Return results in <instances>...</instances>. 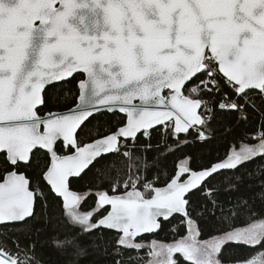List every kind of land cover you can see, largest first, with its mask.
<instances>
[{"label": "snow or ice", "instance_id": "1", "mask_svg": "<svg viewBox=\"0 0 264 264\" xmlns=\"http://www.w3.org/2000/svg\"><path fill=\"white\" fill-rule=\"evenodd\" d=\"M74 73L87 77L79 82L77 108L38 115L45 85ZM193 77L198 84L184 95L182 89ZM165 89L170 91L162 95ZM253 90L264 100V0H0V151L19 167L21 162L28 165L33 149L46 150L51 163L44 179L62 197L67 217L85 233L101 226L116 230V243L125 249L145 247L135 238L160 229L161 217H187L186 195L207 178L264 157V131L254 137L257 144L233 149L201 171L181 166L164 188L145 182L140 191L139 176L122 182L118 176L110 187L115 192L122 184L124 194L95 193L97 208L111 206L96 223L92 211H80L86 196L69 190V178L80 177L97 158L119 153L120 137L135 142L141 130L173 118L174 135L206 125L197 114L202 106L205 112L215 105L242 113L253 103ZM203 91L208 99L200 96ZM101 108L125 113L126 126L80 145L77 129ZM197 133L206 138L200 129ZM58 141L74 149L73 154L59 155ZM123 155L131 159V152ZM184 173L189 178L181 181ZM34 195L24 175L9 172L0 183V223L33 217ZM192 223L189 219L187 238L159 246L153 240L147 264H177L176 253L191 264H222L220 251L229 241L264 244V220L211 243L196 239ZM53 246L83 254L75 237H54ZM0 264L18 262L0 255ZM238 264H264V252Z\"/></svg>", "mask_w": 264, "mask_h": 264}, {"label": "trees", "instance_id": "2", "mask_svg": "<svg viewBox=\"0 0 264 264\" xmlns=\"http://www.w3.org/2000/svg\"><path fill=\"white\" fill-rule=\"evenodd\" d=\"M81 79L83 76L78 75L67 82L47 88L39 115L64 112L75 107ZM196 84L198 78L186 87L184 94L189 95L188 89ZM200 96L208 99L206 91L201 92ZM252 101L242 113L219 110L212 105L210 121L202 127L207 136L204 141L195 140V135L190 133L180 137L182 142H177L168 133L163 134L160 128L149 132L148 139L143 135L138 136L134 144L131 141H121V144L129 147L131 159L121 153L102 157L82 177L71 181V189L86 196L80 210L92 211L93 223L102 218L107 210L97 209L95 193H123L122 184L115 192L110 187L118 176L121 182L129 176L133 179L139 176L140 191H144L142 186L145 182L159 188L168 184L181 166L195 171L203 170L224 160L233 149L238 151L243 145L257 144L255 135L264 131V100L253 90ZM125 122V117L119 114H98L81 128L78 140L81 145L91 142L115 132ZM56 150L59 155L73 152L65 149L62 143L57 145ZM49 163L48 155L39 150L32 154L28 165L20 164L19 167H12L7 162L6 155L0 154V182L9 172L17 171L29 179L30 188L36 194L32 219L22 224L0 226V249L16 258L18 264L25 258L28 259V264H146L147 248L125 249L116 243L119 234L115 232L94 229L85 233L79 225L72 223L61 200L53 195L43 179ZM187 199L188 217L195 224L198 239L202 242L231 230L247 227L254 221L264 220V157L258 156L240 165L235 171L215 176ZM188 232V220L176 217L167 223L163 222L156 235L135 242L149 243L156 240L174 243L185 238ZM54 237L60 240L75 237L83 254H78V250L74 248L61 250L54 247ZM261 252H264V244L249 246L229 242L222 246L219 259L222 264H238ZM176 261L177 264H191L180 255L176 256Z\"/></svg>", "mask_w": 264, "mask_h": 264}, {"label": "water", "instance_id": "3", "mask_svg": "<svg viewBox=\"0 0 264 264\" xmlns=\"http://www.w3.org/2000/svg\"><path fill=\"white\" fill-rule=\"evenodd\" d=\"M57 6H59V5H57ZM85 11H86V10H85ZM79 74L83 75V76H84V79L87 78V77H86V74H84V73H74L71 77H67V78H65V79H63V80H60V81H53V82H50L49 84H46L45 87H44V89H43L42 92H41L42 100H44V93H45V91H46L47 88H49V87L52 86V85H56V84H61V83H63V82H67V81L71 80L73 77H75L76 75H79ZM196 78H197V77H193L192 80L186 82V84H185V86H184V89H182V93H183V94H184V91H185L186 87H187L189 84H191ZM84 79H83V80H84ZM78 87H79V85H78ZM169 91H170V90L165 89L161 94H162V95H167V94L169 93ZM79 93H80V89H79ZM184 95H185V94H184ZM135 103H139V101H135ZM78 104H79V98H78V100H77V104H76V106L73 107L72 109L67 110V111H64V112H52V113H60V114L68 113L69 111H73V110H75V109L77 108ZM43 105H44V103H42V104H40V105L37 106V113H38V110L42 109ZM100 113L119 114V115L125 117V119H126V122H125L124 126H126V124H127V116H126L125 113H121V112H119L118 110H114V111H112V112H109V111H107L106 109L101 108L99 111H97L96 113H94L93 116H91V117H89L87 120H85L84 123L80 126V128L77 129L76 137H78V133H79V131L81 130V128L83 127V125H85V124H86L91 118H93L94 116H96V115H98V114H100ZM48 114H49V113H46V114L43 115V116H47ZM197 114H198V115H201V114H200V109L197 110ZM38 115H39V113H38ZM170 122H174V118H173L172 121H166L165 124H157V125H154L153 127L149 128V129H147V130H141V132L137 133L136 139H137L138 136L144 134L145 131H146V132H151V131L157 130V129L161 128L162 126H164V125H166V124H168V123H170ZM124 126H122V127H124ZM193 127L201 128L202 126H201V125H194ZM193 127L189 128V130H188L187 133H179V134H176V135L186 136V135L189 133V131H190ZM41 131H43V128H41ZM117 131H118V130H117ZM117 131H116V132H117ZM116 132H114V133H116ZM114 133H112V134H114ZM109 135H110V134H109ZM106 136H108V135H106ZM106 136H104V137H106ZM104 137H101V138H98V139H102V138H104ZM77 139H78V138H77ZM136 139H135V140H136ZM95 140H96V139H95ZM95 140H93V141H91V142H89V143H93ZM123 140H124V141H132L131 138L120 137V138H119V141H118V146H119L120 142L123 141ZM60 142H62V141H58L55 147H57V145H58ZM62 143H63V142H62ZM87 144H88V143H87ZM69 148H70V147H69ZM71 149H72V148H71ZM36 150L42 151L43 153L47 154L48 157H49V160H50V154H48L46 150H44V149H39V148H37V149H33V152L30 154V160H31V156H32V154H33ZM72 150L74 151V149H72ZM0 154H4V155H6V160H7V154H6L5 151H0ZM71 154H73V152H72ZM113 154H115V153L107 154V155H105V156H103V157H106V156H109V155H113ZM101 158H102V157H101ZM101 158H97V161L100 160ZM30 160H29V162H30ZM97 161H94L93 164L89 166V168L85 169V171L81 174L80 177H82V176L84 175V173H86V172L90 169V167H92ZM7 162L10 164V162H9L8 160H7ZM29 162H28V163H29ZM50 163H51V160H50ZM50 163H49V167H50ZM21 164L25 165L23 162H21ZM10 165H11V164H10ZM11 166H12V167H15V166H13V165H11ZM179 168H180V167H179ZM179 168L177 169V171H176V173H175V175H174L173 178H175V176L177 175V173H178V171H179ZM190 170H191V169H190ZM235 170H236V169H235ZM235 170H224V171H220V172L214 174L212 177L207 178V179H206V180H205V181H204V182H203V183H202L197 189H193L192 191H190V192L186 195L185 198L187 199L191 194H193L194 192H196V191L202 189V188L207 184V182L210 181V180H211L212 178H214L215 176H217V175H219V174H221V173H224V172H232V171H235ZM191 171H193V172H198V171H201V170H198V171L191 170ZM17 174H18V175H24V174H22V173H17ZM6 175H7V174H6ZM6 175H5V176H6ZM24 176H25V175H24ZM80 177H71V178H69V190H70V191H73V190L71 189V187H70L71 181H72L73 179H79ZM25 178L29 181V179H28L26 176H25ZM173 178H172V179H173ZM188 178H189V173H184L183 175L180 176V180H181V181H186ZM43 179H44V175H43ZM172 179H171V180H172ZM44 181H45L46 185L51 189V186L48 184V182H47L45 179H44ZM3 182H4V178H3V180H2L0 183H3ZM169 183H170V182H169ZM166 186H167V184H166L165 186H163V187H159V188H164V187H166ZM29 190L32 191L31 188H30V181H29ZM33 192H34V191H33ZM51 192L53 193V195H54L55 197H57L58 199H60L61 202H62V204H63V199H62V197L57 196V195L52 191V189H51ZM34 194H35V192H34ZM122 194H124V193H121V194H118V195H122ZM97 200H98V198H97ZM35 207H36V194L34 195L33 216H34V213H35ZM100 209H102V210H107V213H108L109 211H111V206H110V205H105V206L101 207ZM107 213H106L105 215H107ZM105 215H104V216H105ZM104 216H103V217H104ZM103 217H102V218H103ZM176 217H180V218H182V219H185L186 221L189 220V217H188V216L185 217L183 214L176 213V214H173L172 216H170V217L168 218V220H164V219L161 217V218H160V223H161V225H162L163 222H164V223H167V222L171 221L172 219H174V218H176ZM30 219H32V217L26 218L25 221H19V222H3V223H0V226L22 224V223H25V222L29 221ZM100 219H101V218H100ZM98 220H99V219H98ZM98 220H97V222H98ZM97 229H102V230L112 231V232H115V233L119 234L116 230H114V229H107V228H105V227H103V226H101V227H99V228H97ZM159 230H160V229L156 230V231L153 232V233H144V234H141L140 236H138V237L135 238V241H137V240H139V239H141V238L147 237V236H153V235H156V234L159 232ZM119 235H120V234H119ZM0 255L11 256V255H9L8 253H6L5 251H3L2 249H0ZM11 257H12V256H11ZM13 258H14V257H13ZM17 262H18V260H17Z\"/></svg>", "mask_w": 264, "mask_h": 264}, {"label": "built area", "instance_id": "4", "mask_svg": "<svg viewBox=\"0 0 264 264\" xmlns=\"http://www.w3.org/2000/svg\"><path fill=\"white\" fill-rule=\"evenodd\" d=\"M198 75H203V74H198ZM194 96H195V95H194ZM195 97H196V96H195ZM210 107H212V111H211V112H205L204 109H203V106H202L201 109H200V114H201L202 118H204V119L206 120V123H207L208 121H210V118H211V115H212V112H213V106L210 105ZM160 129H161V132H162L163 134H167V133H168L169 135H171V136H173V137L176 136V135L173 134V132H174V122H170V123H168V124L162 126ZM197 129H200L201 131H203L202 128L193 127V128L189 131L188 134L192 133L193 135H195V140H197V141H204V140H206V139H207V136H206L205 133H204V134H205V137H206L205 139L201 140V139L198 138ZM188 134H187V135H188ZM258 134H259V133H258ZM258 134H256V135H258ZM142 135L144 136L145 139H148V137H149V132L147 133V135H145V133L142 134ZM187 135H186V136H187ZM256 135H255V136H256ZM174 140H176L177 142H179V140L177 139V136L175 137ZM180 142H182V141L180 140ZM131 143L134 144L133 141H131ZM119 147H120V152H119V153H121L122 155H123V152H124V151H129V150H128L129 147H126L125 144H120ZM148 183H149V182H148ZM137 187L139 188V183H138ZM127 190H131V189L129 188V189H127ZM122 191H123V193L126 191V189H124L123 186H122Z\"/></svg>", "mask_w": 264, "mask_h": 264}, {"label": "rangeland", "instance_id": "5", "mask_svg": "<svg viewBox=\"0 0 264 264\" xmlns=\"http://www.w3.org/2000/svg\"><path fill=\"white\" fill-rule=\"evenodd\" d=\"M74 78V77H73ZM193 97H195L194 95H193ZM39 111V110H38ZM148 133V132H147ZM97 209H100V208H97ZM81 211V210H80ZM258 221H260V220H258ZM258 221H254V222H252V223H255V222H258ZM251 223V224H252ZM250 224V225H251ZM249 225V226H250ZM249 226H247V227H244V228H240V229H245V228H248ZM191 228H192V232L193 233H196L197 232V228H196V226H195V224H193L192 223V225H191ZM237 229H235V230H231V231H229V232H234V231H236ZM229 232H227V233H229ZM190 235V233L188 232V234H187V236L185 237V238H187L188 236ZM225 234H223V235H220V236H217V237H214L213 239H211V240H209V241H205V242H208V243H211V242H213V241H215V240H217L218 238H220V237H222V236H224ZM196 239L199 241V242H201V243H203L202 241H200L199 239H198V235L196 236ZM156 241V240H155ZM152 242V241H151ZM151 242H149V243H143L144 245H145V247H143V248H147L148 249V252L150 251V247H149V245L151 244ZM157 242V244H158V246L159 245H161V244H164V245H167V244H173V243H163V242H159V241H156ZM229 242H232V241H229ZM229 242H227V243H229ZM177 255H180V256H182L183 257V255L181 254V253H176V254H174V256H173V259L174 260H176V256ZM184 258V257H183ZM151 259V257L148 255V261ZM185 259V258H184ZM186 260V259H185ZM189 262H191V261H189ZM147 264V263H146Z\"/></svg>", "mask_w": 264, "mask_h": 264}, {"label": "flooded vegetation", "instance_id": "6", "mask_svg": "<svg viewBox=\"0 0 264 264\" xmlns=\"http://www.w3.org/2000/svg\"><path fill=\"white\" fill-rule=\"evenodd\" d=\"M79 75H81V74H79ZM76 76H78V75H76ZM82 76H83V75H82ZM72 79H73V78H72ZM83 79H84V76H83ZM83 79H81V80H83ZM78 85H79V83H78ZM78 88H79V87H78ZM100 114H101V113H100ZM103 114H104V113H103ZM107 114H109V113H107ZM117 130H118V129H117ZM117 130H116V131H117ZM116 131H115V132H116ZM113 133H114V132H113ZM78 134H79V133H78ZM110 134H112V133H110ZM107 135H109V134H107ZM105 136H106V135H105ZM102 137H104V136H102ZM77 138H78V137H77ZM99 138H101V137H99ZM97 139H98V138H97ZM78 142H79V140H78ZM60 143H62V142H60ZM79 143H80V142H79ZM87 143H89V142H87ZM87 143H85V144H87ZM62 144H63V143H62ZM120 144H121V142H120ZM120 144H119V145H120ZM80 145H81V144H80ZM83 145H84V144H83ZM68 149H71V148H68ZM71 150H72V149H71ZM73 152H74V151H73ZM70 154H71V153H70ZM15 167H16V166H15ZM16 172H17V171H16ZM4 177H5V176H4Z\"/></svg>", "mask_w": 264, "mask_h": 264}, {"label": "bare ground", "instance_id": "7", "mask_svg": "<svg viewBox=\"0 0 264 264\" xmlns=\"http://www.w3.org/2000/svg\"><path fill=\"white\" fill-rule=\"evenodd\" d=\"M84 126V125H83ZM177 136V139L180 141L181 139H180V137H182V136H180V135H176ZM175 136V137H176ZM175 137H174V139H175Z\"/></svg>", "mask_w": 264, "mask_h": 264}]
</instances>
